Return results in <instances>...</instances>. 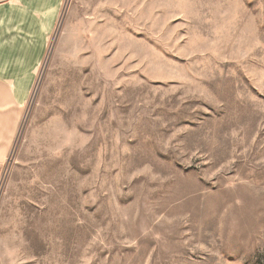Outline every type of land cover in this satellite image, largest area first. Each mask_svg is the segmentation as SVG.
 I'll use <instances>...</instances> for the list:
<instances>
[{
	"label": "rangeland",
	"instance_id": "374dc122",
	"mask_svg": "<svg viewBox=\"0 0 264 264\" xmlns=\"http://www.w3.org/2000/svg\"><path fill=\"white\" fill-rule=\"evenodd\" d=\"M0 264H264V0H64Z\"/></svg>",
	"mask_w": 264,
	"mask_h": 264
},
{
	"label": "crops",
	"instance_id": "0c3cea01",
	"mask_svg": "<svg viewBox=\"0 0 264 264\" xmlns=\"http://www.w3.org/2000/svg\"><path fill=\"white\" fill-rule=\"evenodd\" d=\"M64 0H0V173Z\"/></svg>",
	"mask_w": 264,
	"mask_h": 264
}]
</instances>
